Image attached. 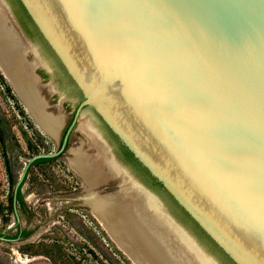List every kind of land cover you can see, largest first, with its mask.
<instances>
[{
    "label": "water",
    "instance_id": "1",
    "mask_svg": "<svg viewBox=\"0 0 264 264\" xmlns=\"http://www.w3.org/2000/svg\"><path fill=\"white\" fill-rule=\"evenodd\" d=\"M17 1L80 100L60 147L25 162L13 188L16 220L28 168L65 149L85 109L225 258L264 264V0ZM2 2L6 25L25 46ZM126 171L160 211L135 200L146 232L128 220L124 243L115 240L133 263L223 264L158 193Z\"/></svg>",
    "mask_w": 264,
    "mask_h": 264
},
{
    "label": "rangeland",
    "instance_id": "2",
    "mask_svg": "<svg viewBox=\"0 0 264 264\" xmlns=\"http://www.w3.org/2000/svg\"><path fill=\"white\" fill-rule=\"evenodd\" d=\"M2 4L0 0L3 9ZM25 43V46L31 47L27 40ZM30 59L39 64L49 62L48 56L42 51L35 52ZM47 79L48 85L43 87V93L52 102V109L58 111L62 108L66 117L70 116L76 106V98L69 97L62 88H56L55 84L58 83L52 81L53 75ZM12 89L20 97L13 86ZM51 91H56L53 98ZM21 101L17 103L11 97V92L0 79V125L5 134V147L0 144V202L4 205L11 191L5 155L17 180L27 159L38 152L55 151L59 143L57 133L52 136L46 133ZM22 105L26 114L20 110ZM86 121L94 130L100 129L84 109L72 132L68 148L50 161L30 166L21 191L32 215L29 216L25 211L19 213L21 226L34 228V231L24 238L0 240V260L4 264H135L99 224L91 207L85 205L87 202L83 195L89 189H85V181L70 166L72 148L79 146L93 155L98 152L91 137L82 129ZM125 188L121 177L114 176L99 190L107 194L121 192ZM15 223L13 214H10L7 223L0 217V229L3 232H16Z\"/></svg>",
    "mask_w": 264,
    "mask_h": 264
},
{
    "label": "bare ground",
    "instance_id": "3",
    "mask_svg": "<svg viewBox=\"0 0 264 264\" xmlns=\"http://www.w3.org/2000/svg\"><path fill=\"white\" fill-rule=\"evenodd\" d=\"M5 21V12L0 7V67L2 68L0 70L2 73L4 72L3 74L6 75L7 80L23 100L26 109L33 118L35 117L38 125L43 129L46 128L49 134L54 135L57 132L56 128L63 123L64 116L61 112L57 114L45 112L46 102L38 93L37 76L32 71L33 63L25 61V48H22L18 37L10 26L6 25ZM27 65L29 67H25ZM82 129L91 137L98 152H95L94 157L93 154L86 153L79 146L72 148L69 158L70 166L83 177L85 189H89L85 194V201L92 206L95 215L108 231L110 237L114 241L124 243L122 239H125V234H128L125 233V223L128 220L137 224L142 230L145 229L144 232H146L135 200L142 201L148 210L151 208V211L156 213L160 211L153 200L137 187L127 173L118 167L113 160L106 157V145L87 121L82 124ZM114 176L121 177L123 183L126 184L125 189L131 192L130 195L125 189L119 193L100 196L93 189L90 190L94 185ZM188 245L190 244L188 243ZM127 250L130 253L135 252L134 250ZM201 261L203 264H208L205 260Z\"/></svg>",
    "mask_w": 264,
    "mask_h": 264
},
{
    "label": "flooded vegetation",
    "instance_id": "4",
    "mask_svg": "<svg viewBox=\"0 0 264 264\" xmlns=\"http://www.w3.org/2000/svg\"><path fill=\"white\" fill-rule=\"evenodd\" d=\"M7 3L9 4V9L11 10L13 19L15 24L17 25V27L21 30V32L23 33V35H25V37L28 39L27 41L29 43H32L33 45H35V50L34 48L31 47H25L23 44H21L22 48H27L26 51V58L27 60H29V62L33 63V68H35V72L36 74L39 76V81L37 84V87L39 88L41 95L43 96L45 102H46V107L45 112H49L51 114H57L58 112H61L64 116V120L63 123L60 124L59 127H57V134L56 136L59 137V143H58V148L61 145L63 136L67 130V128L72 124L74 117H75V112H76V108L78 105V102L80 100V94L78 89L73 85L70 77L67 75V73L65 72L64 68L62 67V65L60 64V62L57 60L56 56L54 55V53L50 50V48L48 47V45L45 43V41L42 39L41 35L39 34V32L37 31V29L34 27V25L32 24V22L30 21V19L28 18V16L26 15V13L24 12L23 8L21 7V5L19 4V2L17 0H6ZM22 9V17L25 20V23L23 21V18L21 17V15L19 14L18 10ZM28 26V27H27ZM42 51L43 53H45L48 56L49 62L46 63H35L33 61H31V57H33L35 52H39ZM25 67H29L28 65ZM32 68V69H33ZM27 69V68H26ZM49 75H53V82L58 83L55 84L56 88L60 87L63 89V91L69 96H74L77 100L76 106L73 109V111L71 112L70 116H67L64 114V111L62 110V108L60 110H55L52 109V102H50V100L48 99V96H46L43 93V87L47 86L46 83L48 82L47 77H49ZM48 90H50L48 88ZM54 94H56V91H51V98H53ZM82 113V112H81ZM80 113V114H81ZM47 114V113H46ZM80 114L78 115V117L76 118V121L69 133V137H68V141L66 144L65 149L61 152L63 153L69 145L70 142V138L72 136V132L77 124L78 118L80 116ZM93 115V114H92ZM93 117H95L94 119H96L99 123V127L100 129H95V131L101 136L104 144L107 147L106 150V157L113 160L118 167H120L122 170H124L126 173V170H129L130 172H132L136 177H138L140 179V181L147 187H149L150 189L154 190L156 193H158L161 198L163 199V201L165 200L162 196V194L155 190L150 183H148V181L144 178V176L140 173H138V170L136 169L135 165L132 163L133 160H135L133 158V156L127 155V153H130V151L121 144V142L117 139V137L113 134V132L95 115H93ZM35 119V117H34ZM35 121L37 122V120L35 119ZM38 124V122H37ZM43 129V128H42ZM62 129V130H61ZM46 133H48L46 131V128L43 129ZM49 134V133H48ZM50 135V134H49ZM52 136V135H51ZM105 140L107 141V143L105 142ZM94 143V142H93ZM57 148V149H58ZM60 153V154H61ZM124 153V154H123ZM59 154V155H60ZM126 154V155H125ZM59 155L55 156L58 157ZM132 159V161H131ZM72 168V167H71ZM73 169V168H72ZM74 170V169H73ZM76 172V171H75ZM76 174L83 179V177L76 172ZM128 175V174H127ZM150 176H148L149 179ZM151 178V177H150ZM84 180V179H83ZM108 180V179H107ZM105 182L107 181H102L97 185H94L90 190H94L96 194L100 195H104L102 194L101 190H99L100 188H102L105 184ZM98 187V188H97ZM89 191V190H88ZM87 193V192H86ZM116 193V192H114ZM114 193H107V194H114ZM84 199L85 198V195ZM166 204V200L164 201ZM85 205L90 206L93 215L95 216L96 220L99 222V224L102 225V223L99 221V219L97 218V216L95 215L92 206L89 203H85ZM175 205V204H174ZM167 206L169 207V205L167 204ZM176 206V205H175ZM169 209L171 210V208L169 207ZM179 209V208H178ZM172 211V210H171ZM103 227V226H102ZM104 228V227H103ZM105 229V228H104ZM108 233V232H107ZM209 241V240H208ZM209 243H211L209 241ZM212 244V243H211ZM205 245V244H204ZM213 245V244H212ZM206 246V245H205ZM207 247V246H206ZM208 248V247H207ZM209 249V248H208ZM210 250V249H209ZM214 253V252H213ZM222 257H224L223 254H221V252H218ZM215 254V253H214ZM216 255V254H215ZM217 258L223 263L225 264V262H223L220 257H218V255H216ZM224 259H226V261H228V263L232 264L227 258L224 257Z\"/></svg>",
    "mask_w": 264,
    "mask_h": 264
},
{
    "label": "trees",
    "instance_id": "5",
    "mask_svg": "<svg viewBox=\"0 0 264 264\" xmlns=\"http://www.w3.org/2000/svg\"><path fill=\"white\" fill-rule=\"evenodd\" d=\"M14 1V0H13ZM15 2V1H14ZM19 14L22 17V9L18 10ZM23 18V17H22ZM23 21L25 23V20L23 18ZM26 24V23H25ZM28 27V26H27ZM0 79L1 81L4 83V85L6 86L7 90L9 92H11V97L18 103L21 101L20 97H18L16 94H14L13 89H12V85L10 84V82L6 79V77L4 76V74L1 72L0 70ZM22 103V101H21ZM21 112H23L24 114H26V111L23 107V105L20 107ZM1 122V119H0ZM0 144L2 145V147H5V134H4V130L0 125ZM30 146L32 148H34L31 144ZM124 154V153H123ZM131 153H127V155H130ZM61 155V154H60ZM59 155V156H60ZM126 155V154H125ZM132 156V154L130 155ZM5 163H6V169H7V175H8V182L10 184L11 187V191L10 194L8 196V201L7 204H3L0 202V217L2 219V221L4 223H7L10 219V214L15 215V211H14V204H13V188L15 185L16 180L14 179L13 176V172L11 170L10 164H9V160L7 158V156L5 155ZM56 157H46V158H39L36 159L31 165L36 164V163H40V162H47L50 161L52 159H54ZM134 158V157H133ZM135 159V158H134ZM132 161V159H131ZM132 163L135 165L136 169L138 170V173L142 174L144 176V178L148 181V183H150V185L157 191H159L163 198L166 200L167 204L169 205V207L171 208L172 212L186 225L188 226L196 235L197 237L200 239V241L205 244L212 252H214L216 255H218V257H220V259L225 262V264H230L228 263V261H226V259H224V257H222L218 252V250L216 249V247L214 245H212L211 243H209L208 239L204 236V234L196 227L195 224H193L188 217L182 212L180 211L175 205L174 203L170 200V198L167 196V194L164 192V190L162 189L160 183L158 181L155 180V178H153L148 172L147 170L142 167L140 165V163L135 159L132 161ZM30 165V166H31ZM30 168V167H29ZM28 168V171H29ZM27 171V174H28ZM27 174L22 182V184L20 185V187L18 188L17 191V195H16V200H17V209L18 211H25L29 216L32 215V210L26 205V202L24 200V196L22 194L21 191V187L24 184ZM148 176L149 179H148ZM20 214V213H19ZM15 227H16V232L14 233H8V232H3L2 229H0V235H5L8 238H16V237H27L29 236L33 231L34 228L28 229L26 227H22L21 226V222L16 220L15 223ZM0 264H4L1 260H0ZM77 264H80L79 262H77Z\"/></svg>",
    "mask_w": 264,
    "mask_h": 264
}]
</instances>
